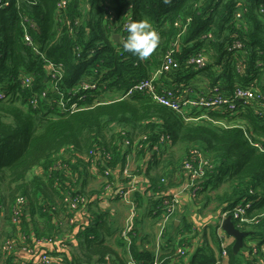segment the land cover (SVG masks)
<instances>
[{
	"label": "trees",
	"instance_id": "1",
	"mask_svg": "<svg viewBox=\"0 0 264 264\" xmlns=\"http://www.w3.org/2000/svg\"><path fill=\"white\" fill-rule=\"evenodd\" d=\"M57 4L9 0L0 8V211L5 222L0 258L10 264L15 249L5 246L11 239L31 250L39 240H57L75 229L70 219L84 211L89 223L76 232L74 250L70 256L57 252L52 264H129L109 244L110 212L90 200L91 169L107 186L114 185L119 166L124 184L146 174L150 190L160 196L153 210L158 218L170 186H177L173 174L182 172L187 161L197 165L201 156L207 164L193 201L204 210L220 211L218 222L203 231L187 259L178 249L192 248L191 240L200 235L188 218L177 229V241L168 239L166 231L158 253L133 248V259L136 264L156 259L161 264H212L221 250V214L250 203L243 221L233 218L236 227L250 233L239 253L229 245L228 264H264V97L239 101L243 111L238 115L211 111V119L201 122L186 121L147 93L112 100L150 80L172 49L180 67L164 73L156 85L201 91L198 81L203 80L208 90L225 95L238 87L264 93V0H68L62 12ZM129 14L131 20L149 19L160 35L147 59L125 52L113 39ZM237 42L241 47L232 50ZM199 53L205 55L204 66L187 63ZM83 78L94 87L72 92ZM72 103L76 110H61V104ZM216 120L236 125L225 127ZM147 155L150 162L143 170L135 161ZM128 158H135V165L126 177ZM117 190L119 196L127 189ZM134 198V227L128 239L122 235L121 244H134L137 237L138 205L145 196L136 192ZM72 202L77 211L71 210ZM249 238L256 246L248 245Z\"/></svg>",
	"mask_w": 264,
	"mask_h": 264
},
{
	"label": "built area",
	"instance_id": "2",
	"mask_svg": "<svg viewBox=\"0 0 264 264\" xmlns=\"http://www.w3.org/2000/svg\"><path fill=\"white\" fill-rule=\"evenodd\" d=\"M68 0H58L57 9L62 12L61 10L66 7ZM9 4V0H0V8H5ZM237 18H241V12H237L236 14ZM131 20V15H126L123 22L120 23V31L113 35L114 41L117 43H120L119 39L115 38V35L126 37V32L124 30V25ZM25 41L28 44L32 43L31 36L29 33L25 32ZM174 47L178 48L179 44L174 43ZM241 43L237 42L235 43L231 49L240 48ZM188 64L194 65L196 68H201L206 64V58L203 53H199L198 55H192L188 59ZM180 63L174 58L173 55V49L168 51L167 54L164 57V61L160 69L155 71L152 78L150 80H141L137 82L135 85H133L131 88H129L125 93L123 94H115L112 96V100H120L127 96H130L136 92L140 93H147L150 95L154 101L167 106L171 109H173L175 112H177L179 115L184 117V119L188 122H201L203 120H210L208 113L211 111H219L222 112H229L231 115H238V113L242 112L243 110L239 109V101L242 103H248L250 100L259 99L261 96L264 97V93L260 92V90L253 89V88H243L238 87L232 95H225L223 93H220L217 88H214L212 90L203 89L201 91H197L195 89H191L190 87H183V86H172L168 87L166 84L159 83V85L155 84V81L160 79L161 76L164 73L167 72H173L177 69H179ZM50 68V66H49ZM24 83L25 85H29L31 80L28 76L24 77ZM94 87L93 84L89 85V83H86V79L83 78L80 81H78L77 87L72 89V92H78L81 88H89ZM2 95H0L1 97ZM42 96H45V94H42ZM37 99L33 100V102H36ZM61 110L63 112L67 111H73L77 109V104L72 103L69 107L65 106L64 104H61ZM215 123L229 127L236 125V123H231L230 125L227 124L224 121H215ZM128 142V141H127ZM194 154H199L197 150L194 151ZM127 168L125 169V176H129L130 168L132 167L131 159H127ZM207 162L200 156L198 159L197 165L187 161L184 164V170L188 175L189 181L186 184V186L183 187L184 190H187L191 193L192 197L195 196V191L197 190L198 186V180L202 178L205 174V166ZM131 191L135 192L136 188L132 187V189H129L128 191H120L121 197L127 203L130 205L131 213L127 219V223L125 227L122 230V235L128 239V233L133 229L134 227V217H135V202L128 198L129 193ZM83 201V199H82ZM181 204V197L177 194H171L169 198H166L163 201V210L161 214L157 218V222L159 225V232H158V242H157V252L159 251V248L161 246L160 240H162L165 236V233L167 231L168 225L171 222V220L174 218V215L176 214L179 206ZM250 203H241L238 204L231 212H223L221 214V221L218 226V236H219V242L221 250L216 254L215 261L212 264H228L229 259V253H228V247L230 244L233 243V238L229 235H227L222 227L221 222L222 220L227 217L228 215H232V218H240L243 221L244 218L242 217L245 212L246 208H248ZM71 210H76L78 208V205L76 202H72L70 204ZM16 220L18 219V211L15 213ZM76 215L72 216L70 219L71 223L77 222ZM18 240L11 239L7 241L6 248L8 250H12L16 248ZM54 242V240L44 239L37 241V244L40 246H46L47 244H51ZM189 247H180L178 249V253L183 256L185 259L188 256ZM32 264H52V258L49 254V252L45 249L42 250L40 253V256L37 258L36 261H34ZM129 264H136V261L131 257L129 259ZM152 264H161V262L156 259Z\"/></svg>",
	"mask_w": 264,
	"mask_h": 264
},
{
	"label": "crops",
	"instance_id": "3",
	"mask_svg": "<svg viewBox=\"0 0 264 264\" xmlns=\"http://www.w3.org/2000/svg\"><path fill=\"white\" fill-rule=\"evenodd\" d=\"M198 84H200L202 89H206V84L203 80H199ZM133 158V155L131 154ZM131 162L134 166L135 163L139 164L143 167V170H146L149 165L150 158L147 155L145 159L139 158L135 161V158L132 159ZM135 161V163H134ZM122 176L121 166L118 167L116 171H114V185H105L107 181L95 170L91 169V179L89 183V188L93 191L91 195V201H97V204L103 210H107L110 212L112 217V236L109 239L110 246L113 247L114 250L117 251L119 256L125 257L126 259H130L133 257V248L138 251H148L151 254H156L157 252V236L159 232V225L157 222V217L155 216L153 210L154 205L158 202V195L150 190L149 179L146 174H140L133 177L129 183L124 184L121 181ZM167 184H169L170 179H167ZM177 186H170L169 192L167 194H177L181 197V204L174 215V218L168 225L166 237L168 239L173 240V242L177 241L178 230L182 224V221L186 218L191 222L193 231H199L200 235L192 239V248L189 249L192 251L193 248L197 246L198 243L201 242V236L203 235V231L209 228L210 225H215L220 216V211H214L212 208L204 210L200 205H196L193 201V197L191 193L187 190H184L183 187L189 181L188 175L183 170L182 172H175L171 179ZM182 183V184H181ZM132 187L136 188V191L129 193L128 198L132 201L134 200L135 206L137 205L135 201V193H143L145 196V202L143 205H138L140 208L138 209V217H139V226L138 233L135 232V236H137L134 240V244L132 243H123L122 241V230L127 223V219L131 213L130 205L122 199V197L118 196V190L121 188H126L127 191L132 189ZM93 207V206H92ZM77 224L73 231L68 232L65 231L63 235L52 242L51 244H47L46 246L36 245L33 250L27 249L24 246H19V242H17L16 248L13 252V258L10 261V264H27L29 262H34L40 256L42 250H47L52 258V262H56L59 256L56 254L57 252H65L70 256V251L74 250L73 244L75 245L76 239L75 234L79 231L84 225H88L89 223V215L87 212L78 211L76 212ZM4 211H0V231L4 229ZM191 236V234H190ZM234 240V239H233ZM165 239L160 240L161 245ZM133 242V241H132ZM247 243L249 246H256V241L253 239H248ZM133 245V246H132ZM162 246H160L161 248ZM159 248V249H160ZM215 249L218 246H214ZM189 250V251H190ZM189 255L186 257V259ZM4 258H0V264H6Z\"/></svg>",
	"mask_w": 264,
	"mask_h": 264
},
{
	"label": "clouds",
	"instance_id": "4",
	"mask_svg": "<svg viewBox=\"0 0 264 264\" xmlns=\"http://www.w3.org/2000/svg\"><path fill=\"white\" fill-rule=\"evenodd\" d=\"M126 37L117 35L125 52L140 58H149L160 42V35L149 19L130 20L124 25Z\"/></svg>",
	"mask_w": 264,
	"mask_h": 264
},
{
	"label": "water",
	"instance_id": "5",
	"mask_svg": "<svg viewBox=\"0 0 264 264\" xmlns=\"http://www.w3.org/2000/svg\"><path fill=\"white\" fill-rule=\"evenodd\" d=\"M115 38L117 39V35H115ZM221 227L227 235L231 236L234 239L232 244L233 253H239L243 249L245 239L250 232L241 230L236 227L232 215H228L222 220Z\"/></svg>",
	"mask_w": 264,
	"mask_h": 264
},
{
	"label": "rangeland",
	"instance_id": "6",
	"mask_svg": "<svg viewBox=\"0 0 264 264\" xmlns=\"http://www.w3.org/2000/svg\"><path fill=\"white\" fill-rule=\"evenodd\" d=\"M127 177V176H126Z\"/></svg>",
	"mask_w": 264,
	"mask_h": 264
}]
</instances>
